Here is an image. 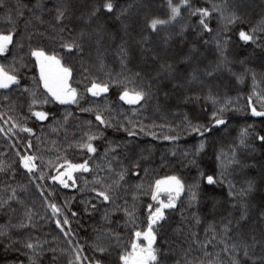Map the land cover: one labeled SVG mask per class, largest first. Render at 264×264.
<instances>
[{"label":"trees","instance_id":"obj_1","mask_svg":"<svg viewBox=\"0 0 264 264\" xmlns=\"http://www.w3.org/2000/svg\"><path fill=\"white\" fill-rule=\"evenodd\" d=\"M97 2L99 0H39L43 7L35 9L33 5L37 0H3V6L0 7V32L7 33L15 28V39L21 40L23 37L24 44L23 49L10 45V51L0 55V65L13 72L20 81L18 85L0 89V129H3L0 131V167L4 169L0 171V200H6L15 188L17 198L23 201L22 204L10 201L15 212L10 211L8 206L0 209V228L13 239L26 240L31 237L33 242L38 240L42 245L37 253H32L20 244L6 250L4 244L7 241L0 237V264H31L29 257L35 264H69L70 260L75 264L77 252L73 249L78 246L81 257L91 259L99 255L94 252L99 244L109 246L105 257L109 264H118L119 253L125 248L130 251L133 233L147 227L148 205L155 204L151 200L149 186L155 180L170 175L180 178L186 190L177 199L176 208L165 209L166 219L161 222L162 227L157 226L154 247L165 254L161 258L162 264H185L186 261L192 264L203 261V264H207L209 260L217 258V253L222 264H230L228 255L222 251L224 245L219 242L221 230L228 219L233 221L232 231L228 233L231 239L226 237L228 243L240 239L238 233L244 234V239L251 242V235L255 234L259 238L264 228L258 219L264 197V181L261 179L264 174V143L258 137L264 135V117L252 116L248 105L251 97L257 110L264 111V54L253 45L238 44L234 31L230 30L233 26L228 25L229 30H225L218 13H213L210 20V27L214 29L212 34L200 36L193 30L198 18L190 15L191 9L187 8H182L176 21L152 33L143 29L144 21L153 16L166 19L169 14L167 0H117L118 8L131 5L127 15L122 17V21L129 25L124 31L122 21H117L114 16L109 18L102 14L88 22V13ZM173 3L179 4L180 0H173ZM189 3L192 9L204 7L209 10L213 4L238 5L239 11L246 17L245 26L258 25L264 19V0H189ZM18 6H26L21 9L22 17L17 16L15 11ZM58 8L67 9L66 18L61 24L55 21ZM9 13L13 23L8 22ZM33 13L41 19L36 20ZM28 20H31V24L26 27L25 22ZM100 24L104 28L99 36L93 35L82 42V53L68 54L60 47L62 38H75L81 30L93 32ZM61 27L65 28L64 32L59 31ZM217 32L222 40L231 37L226 55L233 72L242 74L241 81L226 70L217 72L214 77L203 76L202 70L214 66L220 59L214 42L203 43L204 40L212 41ZM28 35L32 36L31 41ZM144 36L148 37L147 41H143ZM29 44L45 47L50 53L55 52L63 58L66 66L73 69L70 83L77 89V103L61 105L48 97L40 83L39 69L34 59L27 54ZM193 45L198 49V61L191 65L181 63ZM121 46L129 54L126 67L120 63ZM157 54L159 58L153 60ZM101 60L105 66L103 71L99 69ZM161 64H172L178 70L173 73L175 78L167 73L157 76ZM246 68L249 71L245 72ZM193 69L197 70L204 83L198 80L189 83ZM135 72H140L142 77L137 79V84H142L150 96L146 102L128 105L119 99L122 87L116 81L123 83L125 77ZM253 72L256 74L255 83ZM91 80L108 83L109 91L93 97L86 92ZM149 83L153 85L150 89L147 87ZM33 93L38 100L47 97L50 102L34 105L30 111ZM210 93L216 100L215 105L206 99ZM221 108L225 109L222 116L227 122L213 128L210 134L200 136L188 127L189 122L210 126L214 123L212 112ZM32 111H45L48 119L39 121L32 116ZM97 113L111 127L101 125L95 119ZM14 124L16 127H13ZM21 127H29L33 131L29 134L21 131ZM126 129L135 131L136 135L129 136ZM243 131L247 132V136L244 137L245 144L241 145ZM86 133L98 137L91 141L97 148L94 154L78 146L79 142L87 141ZM165 136L178 138L165 140ZM201 141H204L205 147L197 155L196 149ZM29 143L31 148L28 147ZM234 149L241 166L232 164L225 169L216 157L223 154V162L227 164ZM17 153L36 157L34 173L29 174L21 167ZM65 160L72 163L87 160L90 168L89 172H77L75 186L68 188L52 180ZM192 160L196 164L190 163ZM133 162H138L139 167L132 168ZM109 164L114 172L108 171ZM122 166L129 171L122 182L121 199L116 202L121 210L110 213L109 223L102 219L104 207L97 211L91 210V204L99 202L93 199L94 194L88 189L93 186L94 177H114L115 172L122 170ZM201 171L205 175H215L224 183L207 185L200 176ZM133 172L138 175H133ZM221 172L224 173L222 177L219 175ZM42 173L44 178L40 179ZM247 180H253L260 187L249 197L250 218L245 227L240 229L235 226L239 207L232 208V201L227 195V183L232 181L239 190L246 187ZM197 181L200 187L194 190L197 191L198 199L189 206L190 193L187 188ZM138 184L143 187L137 189L135 186ZM21 186L27 190L23 191ZM41 191L44 192L43 196ZM46 201L56 203L63 214L53 217ZM86 207L89 212L84 211ZM107 207L111 209L114 205ZM125 208L135 216L136 226L128 222ZM27 209L34 213L31 221L34 226L25 229L11 227L21 220L28 223L24 215ZM72 211L78 215L72 216ZM65 217L69 224H62V232L56 227L55 220L58 218L63 222ZM195 217L200 218L199 224ZM210 225L215 233L206 231ZM104 230L119 233L120 241L104 239ZM192 233L196 234L195 242ZM213 234L218 239L201 250L200 244L209 241ZM52 249H55V253ZM205 251L209 253L208 256H205ZM256 251L258 253L259 248ZM53 255L56 257L55 262ZM240 255L242 258V253ZM88 259H84L83 264H88Z\"/></svg>","mask_w":264,"mask_h":264},{"label":"snow or ice","instance_id":"obj_2","mask_svg":"<svg viewBox=\"0 0 264 264\" xmlns=\"http://www.w3.org/2000/svg\"><path fill=\"white\" fill-rule=\"evenodd\" d=\"M3 6V0H0V7ZM167 8L169 10V14L166 19L159 18L156 16L146 18L143 24V29L150 30V32L155 33L161 27L166 26L174 21L181 15L182 8L191 9L190 15L195 16L198 18V24L196 27L193 28L194 31L197 32L198 35L203 36L204 34H212L214 29L210 27V20L212 18L213 13L219 14V19L224 22L225 30H229L227 28L228 25H232L233 28L230 29L234 31L237 37V43L242 44L243 46L253 45L256 49H259L262 54H264V19L258 25L254 26H245L246 24V17L239 11L238 5H232L231 7L225 3L223 6L213 4L211 10L208 8H195L192 9L189 0H180L179 4H174L173 0H167ZM22 7L26 6H18L15 11L17 16H23V11L21 10ZM43 5L37 3L33 5V8L40 9ZM131 8V5L127 7H119L117 6V0H99V2L94 3L92 6L91 11L88 13V22H91L93 18H99L100 15H105L109 18L115 17L117 21H122V17L126 16L128 13V9ZM235 9V10H233ZM32 11V9H29ZM66 11L67 9H57V15L55 16V21L57 24H61L63 20L66 18ZM33 16L36 20H40L41 17L35 15ZM8 22L13 23L11 13L7 16ZM31 24V20L25 22V26L27 27ZM121 27L124 31H127L129 25L122 21ZM104 25L100 24L97 26L93 32H85L81 30L79 35L75 38L64 40L61 39L60 47L68 54L72 53H82L84 50L83 41L86 39H91L93 35L99 36L100 32L103 30ZM65 28H59L60 32H64ZM72 31V29H69ZM184 29L182 27L181 32ZM43 35V33H40ZM16 31L15 28L8 31L7 33L0 32V55H4L5 53L10 51V45H14L17 48L23 49L24 44L22 43L23 37L21 40H16ZM28 40L31 41L32 36L28 35ZM143 41H147L148 37L144 36ZM210 42L215 43L216 51L219 53L220 59L215 63L212 67H206L202 70L203 76L205 77H214L217 72L221 71H228L233 76L236 77L238 81H241L243 76L242 74H237L233 72L232 68L229 67L231 63L226 55L228 50L229 44L231 42V37L221 39L220 33L217 32L216 35L213 37L212 41L204 40V44H209ZM97 43H99V39H97ZM143 46V45H142ZM120 63L123 67H126V60L128 58L127 50L121 46L120 48ZM198 49L195 45L192 46L189 53L186 54L181 63H187L191 65L198 61L199 57L197 55ZM31 58L34 59L36 67L39 69V78L40 82L43 85L48 97H51L52 101H55L61 105L69 104V103H77L78 102V92L77 89L71 86V79L73 76V69L70 66H66L63 63V58L56 54L55 52H49L45 47H41L39 45L33 46L29 44L28 46V53ZM159 58V54L153 57V60ZM243 63V61H241ZM104 63L103 60L100 61L99 69L101 71L104 70ZM249 71L247 68L245 72ZM174 72H178L177 69L174 68L172 64H161L160 71L157 72V76H160L163 73H167L170 77L175 78L173 76ZM110 76L111 74L108 73ZM191 80L192 81H199L204 83L203 80L200 79V76L197 74V70L193 69L191 72ZM253 82L255 83L256 74L252 73ZM137 79H142L140 72H135L131 76L125 77V81L121 83L120 81H116L117 84H120L122 87V91L120 92L119 99L128 105H138L142 102H146L150 96L148 90L142 84H137ZM20 81L18 80L17 76L13 72H9L3 65H0V89H8L11 85H18ZM148 89L152 88V83L148 84ZM24 91H28V89H24ZM109 91V84L108 83H101L97 82L96 80L90 81V87H86V92L90 93L93 97L99 96L101 93H107ZM198 100L199 97H196ZM206 99L210 100L213 105H215L216 100L211 95V93L206 97ZM49 99L45 97L42 101L38 100L33 93L32 100L30 104V111L32 106L37 104H47L49 103ZM248 105L251 108V115L254 117H264V111L257 110V108L253 105L251 97H249ZM90 109H82V111H89ZM225 111L224 108L219 110L213 111L211 115V119L214 121L210 126L205 125H193L191 122L188 123V127L191 129L192 132L198 133L200 136H204L206 133H211L213 128H218L220 125L226 124V120L223 118L222 113ZM32 116H34L39 121H44L48 119V113L45 111H32ZM135 114V110H134ZM70 115V114H69ZM67 119V117H65ZM95 119L101 125H107L108 121L104 119V117L97 113ZM187 119V118H186ZM131 123V121H129ZM91 124V121L88 122ZM13 127H16L14 124ZM23 132H27L29 134L32 133V129L29 127H21L20 129ZM3 131V129H0ZM129 136L136 135L135 131L128 130ZM143 131V129H141ZM87 136V141L79 142V147L81 149H86L88 153L94 154L97 152V148L93 145L91 141L98 139L96 135H89ZM247 136V132L243 131L241 133L240 144H245L244 137ZM178 137L172 136H165V140H175ZM258 139L264 143V135L258 137ZM31 143L28 144V147L31 148ZM205 147L204 141H201L199 147L196 149V154L199 155L201 151H203ZM114 151V149H112ZM20 156L19 163L23 169L26 170L27 173L32 174L36 169L35 160L36 157L34 155H23L17 153ZM175 155V152H173ZM185 156L188 153H184ZM107 156V152L105 153V157ZM218 161H221V166L227 169L229 165L235 164L237 166H241V162L236 159V151L235 149L232 152V157L227 161V164L223 162V154L218 155L216 157ZM192 164H196L195 160L190 161ZM139 163L133 162L132 168H138ZM60 169L58 170V174L52 177L54 183L60 184L64 188H68L70 185L68 181H72V186H75L76 181L73 179V173L77 171L81 172H89V163L88 161H84L83 163H72L68 160H65L64 164L60 165ZM3 167H0V171H3ZM108 171L114 172V169L111 167V164L108 166ZM128 168L122 166V170L119 172H115L114 177H94L92 184L93 186L88 189V191L94 194L93 199L98 201L99 203H92L91 210L97 211L100 207H104V213L102 219L107 222L110 221V213H115L121 210V206L117 204V200L121 199L120 196V189L123 187L122 182L125 181V178L128 174ZM145 173H147V169H145ZM133 175H138V173L133 172ZM222 177L224 175L223 172L219 173ZM200 176L203 177L207 183V185H216V184H223L224 181L222 179L218 180L215 175L209 174L205 175L204 172H200ZM43 173L40 176V179H43ZM110 179L111 182H107ZM262 181H264V174L261 177ZM87 181L85 184L87 185ZM246 187H242L239 190L236 189L235 184L232 181H228V197L232 201V208L239 207V216L236 218L235 226L237 228L243 229L245 227L246 222L249 220V208L250 202L249 197L258 190L260 185H257L253 180H247ZM95 185H99L96 187ZM39 187V185H37ZM137 189L143 187L142 184H138L135 186ZM200 184L197 181L194 185H190L187 188V191L190 193L189 196V206H192V202L197 201L198 195L197 191L194 189H199ZM151 200L155 202V204H149L147 211V227L145 229L137 230L133 233V239L131 240L130 251L125 248L123 251L119 253L118 256V264H162V257L165 255L161 249H157L154 247L157 241V226L162 227L161 222L165 221V209H174L176 208V201L180 198L181 194L185 192V184L182 183L181 179L175 175L166 176L162 179L155 180L154 184L149 186ZM23 191H26L25 186H21ZM166 193L167 194V201L160 199V194ZM145 194H148L145 192ZM41 195H44V192L41 191ZM51 195V193H49ZM15 200L17 203H23L22 200L17 198L16 189H12V194L8 196L6 200H0V209L8 206L10 211L15 212L16 209L11 207L10 201ZM47 207L51 210L53 217H58L62 215V209L56 203L47 202ZM125 203H127L125 201ZM114 205L111 209L107 206ZM67 204L65 205V207ZM215 207V205H213ZM85 212H89V209L86 207L84 209ZM125 215L128 217V222L131 223L133 226L135 225V216L132 212H130L127 208L124 209ZM28 223H25L21 220L18 224L11 225L13 228L17 229H25L27 227H32L34 225L31 224L33 219L34 213L31 209H27L25 214ZM78 213L76 211H72V216H77ZM231 215V213L229 214ZM43 218V217H42ZM259 221L264 224V197H262L261 205H260V213L258 217ZM195 221L197 224L200 223V218L195 217ZM56 227L59 228L62 232L64 228L62 224H69V220L67 217L61 222L60 219L55 220ZM232 219H228L227 223L223 225L221 230L222 234L219 236V242L224 245L222 251L228 255L230 264H264V228L261 229L259 238L255 234L251 235V242L244 239V234L238 233L240 239L235 240L231 243H228L226 237H228V233L232 231ZM206 231H212L215 233V229L210 225L209 229ZM67 235V233H65ZM195 233H192L193 242H195ZM0 237H4L7 243L4 244L5 249L7 250L10 247H15L17 244L22 245L23 248L30 250L32 253H37V249H41L42 245L37 240L33 242V238L29 237L26 240L21 239H13L11 235L4 229L0 228ZM104 239H115L118 242L120 241L121 237L119 233H114L111 230H104ZM218 237L216 234H213L211 239L207 242L201 243L200 248L201 250H205L208 243L211 241L217 240ZM228 239H231L228 237ZM138 241H143L146 243H140ZM215 247V245H213ZM257 248H259V252L257 253ZM77 252L75 257V264H83L84 259H88L86 257H81L79 254L80 249L77 248L73 249ZM53 253H55V249H52ZM95 253L99 255H95L93 258L88 259V264H109V261L105 258L106 254L109 252V246H105L104 244H99L94 249ZM242 253V258L241 254ZM205 256H208L209 253L207 251L204 252ZM217 258L214 260H209L207 264H222L219 260V253L216 254ZM31 264H35V261L32 260V257H29ZM56 257L53 255V262H55ZM69 264H74L73 261H69ZM179 264V262H178ZM185 264H192V262L186 261ZM198 264H203V261L198 262Z\"/></svg>","mask_w":264,"mask_h":264},{"label":"rangeland","instance_id":"obj_3","mask_svg":"<svg viewBox=\"0 0 264 264\" xmlns=\"http://www.w3.org/2000/svg\"><path fill=\"white\" fill-rule=\"evenodd\" d=\"M40 83H41V82H40ZM41 85H42V83H41ZM42 87H43V85H42ZM101 94H102V93H101ZM58 170H62V169H60V167H59ZM58 170L56 171L55 175L58 174ZM77 172H79V171H77ZM77 172H74V173H73V179H74V177H75V175H76ZM55 175H54V176H55ZM68 183H69L70 186H72V181H68ZM70 186H69V187H70ZM160 199L167 201V195H166V194H160ZM138 242H140V243H146V242H143V241H138Z\"/></svg>","mask_w":264,"mask_h":264},{"label":"water","instance_id":"obj_4","mask_svg":"<svg viewBox=\"0 0 264 264\" xmlns=\"http://www.w3.org/2000/svg\"><path fill=\"white\" fill-rule=\"evenodd\" d=\"M170 176H172V175H170ZM166 177V176H165ZM162 178H164V177H162ZM162 178H159V179H162ZM161 194H166V193H161ZM167 195V194H166ZM182 195V194H181Z\"/></svg>","mask_w":264,"mask_h":264}]
</instances>
